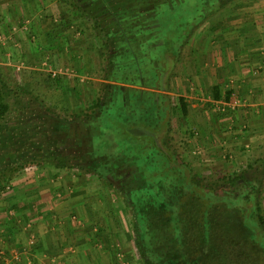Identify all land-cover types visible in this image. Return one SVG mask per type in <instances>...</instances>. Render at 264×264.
Segmentation results:
<instances>
[{
  "label": "rangeland",
  "instance_id": "1",
  "mask_svg": "<svg viewBox=\"0 0 264 264\" xmlns=\"http://www.w3.org/2000/svg\"><path fill=\"white\" fill-rule=\"evenodd\" d=\"M77 1L85 10L73 0L71 11L68 8L64 14L69 0H52L55 15H44L39 22L24 14L21 18L0 13V92L9 106L0 121V176L10 184L9 193L15 176L39 167L26 164L28 160L39 161L46 171L57 170L75 181L88 178L89 183L110 187L108 192L112 190L115 204L121 206L116 221L121 241L115 244L119 242L118 253L125 252L126 258L119 254V260L121 264H147L135 246L126 199L137 188L140 173L105 157L113 152L118 134L102 127L105 110L113 122L120 123L117 127L124 135L170 148L190 166L203 187L219 195L252 192L264 214L263 162L239 154L234 157L223 143L210 148L205 142L197 152L193 146L196 129L183 131L189 123L181 112L182 97L166 83L163 73L174 67L171 59L178 60L193 30L208 25L219 10L239 9V4L251 0L93 2L99 10L106 8L104 13L93 11L92 1ZM51 26L57 28L55 35H51ZM55 42L56 47H51ZM157 71L163 74L158 76ZM98 96L102 108L87 109ZM197 100L190 102L200 104ZM211 104L204 98L207 121L212 118ZM212 105L222 113L221 103ZM16 166L21 168L14 169ZM237 175L232 184L221 178ZM237 205L247 209L241 202ZM12 256L19 260L18 254Z\"/></svg>",
  "mask_w": 264,
  "mask_h": 264
},
{
  "label": "crops",
  "instance_id": "2",
  "mask_svg": "<svg viewBox=\"0 0 264 264\" xmlns=\"http://www.w3.org/2000/svg\"><path fill=\"white\" fill-rule=\"evenodd\" d=\"M51 1L0 0V13L21 18L24 14L39 22L44 15H55ZM72 1L64 5V14L68 8L71 11ZM95 6V12L106 10ZM239 6L219 10L208 25L193 30L178 60L170 56L174 67L163 73L166 83L185 99L189 125L183 131L196 129L197 152L205 142L210 148L223 143L232 156L264 164V0ZM68 20L65 17L64 22ZM51 27L55 35L57 28ZM9 47L17 50L15 45ZM204 98L221 103L222 113L211 104L212 118L207 121ZM194 99L200 104L190 102ZM81 179L41 167L12 179V191L0 196V264L13 254L19 260L10 264H121L119 254L125 260V252V256L118 253L121 237L116 221L121 206L115 204V194L108 192L110 187Z\"/></svg>",
  "mask_w": 264,
  "mask_h": 264
},
{
  "label": "trees",
  "instance_id": "3",
  "mask_svg": "<svg viewBox=\"0 0 264 264\" xmlns=\"http://www.w3.org/2000/svg\"><path fill=\"white\" fill-rule=\"evenodd\" d=\"M100 100L98 96L87 109H101ZM179 101L186 116L187 105L182 98ZM8 111L0 92V121ZM108 113L102 111V127L118 134L113 152L105 157L140 173L137 188L126 199L135 246L147 264H264V214L252 192L219 195L203 187L170 148L124 135L117 127L120 123L113 122ZM26 164L40 167L35 160ZM239 176L221 178L232 184ZM0 182L7 180L0 176ZM238 202L247 209L241 210Z\"/></svg>",
  "mask_w": 264,
  "mask_h": 264
},
{
  "label": "built area",
  "instance_id": "4",
  "mask_svg": "<svg viewBox=\"0 0 264 264\" xmlns=\"http://www.w3.org/2000/svg\"><path fill=\"white\" fill-rule=\"evenodd\" d=\"M9 190H10V184L8 182L7 183L0 182V194L8 193ZM13 259L17 260V256H13ZM1 264H10V261H8L7 259H2Z\"/></svg>",
  "mask_w": 264,
  "mask_h": 264
},
{
  "label": "flooded vegetation",
  "instance_id": "5",
  "mask_svg": "<svg viewBox=\"0 0 264 264\" xmlns=\"http://www.w3.org/2000/svg\"><path fill=\"white\" fill-rule=\"evenodd\" d=\"M159 34H160V31H159ZM162 48H164L163 46H162ZM163 50H165V48L163 49ZM158 52V51H157ZM164 52V51H163ZM160 53H162V52H160ZM165 53V52H164ZM160 73H162V72H160V71H157V75L159 76V74Z\"/></svg>",
  "mask_w": 264,
  "mask_h": 264
},
{
  "label": "water",
  "instance_id": "6",
  "mask_svg": "<svg viewBox=\"0 0 264 264\" xmlns=\"http://www.w3.org/2000/svg\"><path fill=\"white\" fill-rule=\"evenodd\" d=\"M155 136V135H154ZM155 138H157V137H155Z\"/></svg>",
  "mask_w": 264,
  "mask_h": 264
}]
</instances>
